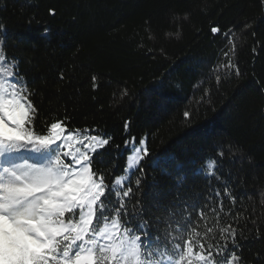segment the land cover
<instances>
[{"label":"trees","instance_id":"16d2710c","mask_svg":"<svg viewBox=\"0 0 264 264\" xmlns=\"http://www.w3.org/2000/svg\"><path fill=\"white\" fill-rule=\"evenodd\" d=\"M44 28L51 44L19 39ZM0 40L32 93L37 134L62 120L69 131L111 138L94 168L106 183L130 175V210L137 200H182L214 226L216 208L219 225L236 229L229 252L264 264V0H0ZM133 139L150 153L142 173L124 172ZM158 156L175 159L151 167ZM210 160L215 176L205 175ZM149 211L144 219L164 229L155 222L162 209ZM188 212L203 236L204 221ZM203 242L224 245L218 229Z\"/></svg>","mask_w":264,"mask_h":264},{"label":"snow or ice","instance_id":"6c2138e0","mask_svg":"<svg viewBox=\"0 0 264 264\" xmlns=\"http://www.w3.org/2000/svg\"><path fill=\"white\" fill-rule=\"evenodd\" d=\"M55 14L49 9V15ZM211 31L220 30L213 27ZM19 39L51 44L52 32L44 28L39 36L22 34ZM4 45L0 40V264H241L237 251L229 252V240L232 248L237 247L236 229L231 223L219 225L216 208L208 209L216 218L214 226H207L204 209L182 200L173 201L171 207L137 200L130 210L128 202L136 194L130 175L106 183L105 173L94 168L111 138L91 135L89 129L69 131L62 120L48 125L46 134H37L32 93L20 76L19 61L8 59ZM184 115L189 117L187 112ZM129 143L133 152L124 172L142 173L141 164L150 156L148 148L143 140L140 148L135 139L125 141L126 148ZM174 159L158 156L151 167ZM204 167L206 176H215L216 160ZM161 173L171 175L166 167ZM140 187L137 179L136 191ZM215 195L220 197L219 192ZM150 207L162 209L155 222L163 223L164 229H154L153 222L144 219L146 213L155 215ZM218 207L222 211L223 203ZM189 208L204 221L203 236L198 226L191 227ZM216 229L224 245L206 246L203 241Z\"/></svg>","mask_w":264,"mask_h":264},{"label":"rangeland","instance_id":"374dc122","mask_svg":"<svg viewBox=\"0 0 264 264\" xmlns=\"http://www.w3.org/2000/svg\"><path fill=\"white\" fill-rule=\"evenodd\" d=\"M143 141L145 142V139H143ZM68 143H71V141H68ZM135 146H136V148H140L141 144L140 143H136ZM132 152H133V149H132ZM132 152L129 154V156L132 155Z\"/></svg>","mask_w":264,"mask_h":264}]
</instances>
